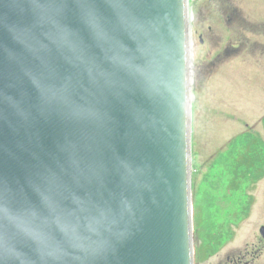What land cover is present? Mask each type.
Returning <instances> with one entry per match:
<instances>
[{
  "label": "water",
  "instance_id": "obj_1",
  "mask_svg": "<svg viewBox=\"0 0 264 264\" xmlns=\"http://www.w3.org/2000/svg\"><path fill=\"white\" fill-rule=\"evenodd\" d=\"M189 0H0V264H194Z\"/></svg>",
  "mask_w": 264,
  "mask_h": 264
},
{
  "label": "rangeland",
  "instance_id": "obj_2",
  "mask_svg": "<svg viewBox=\"0 0 264 264\" xmlns=\"http://www.w3.org/2000/svg\"><path fill=\"white\" fill-rule=\"evenodd\" d=\"M249 2L191 0L190 3L192 196L194 246L198 257L197 239L203 230L211 232L214 225L218 232L245 235L248 225L256 231L264 224V217H260L264 211V173L251 188L254 202L249 221L239 204L244 192L228 191L236 171L235 159L247 150L242 141L249 140L248 152L254 148L258 155L264 152V71L252 67L248 75L249 60L242 46L231 55L224 51L226 47L239 44L238 26L248 24V9L252 10L253 17L261 16ZM201 35L207 41L204 45L200 43ZM225 194L238 195L226 213L224 210L230 204L221 198ZM226 220L230 227L224 226ZM217 263V259L196 260V264Z\"/></svg>",
  "mask_w": 264,
  "mask_h": 264
},
{
  "label": "flooded vegetation",
  "instance_id": "obj_3",
  "mask_svg": "<svg viewBox=\"0 0 264 264\" xmlns=\"http://www.w3.org/2000/svg\"><path fill=\"white\" fill-rule=\"evenodd\" d=\"M249 4L254 5L255 12L258 14L259 10L261 16L253 17L252 10L248 9V24L238 26L240 28L239 44L231 45L224 50L225 54L231 55L233 50L243 47L249 60L248 75L252 67L264 71V0H261V4L259 0H250ZM199 39L201 44L207 43L204 35H201ZM251 188L247 177L246 189L239 203L248 221L252 218L254 202ZM260 217H264V211ZM197 241L199 257L196 254V260L198 262L217 259V264H264V224L256 231L253 230L252 225H248V234L245 235L203 231L199 233Z\"/></svg>",
  "mask_w": 264,
  "mask_h": 264
},
{
  "label": "trees",
  "instance_id": "obj_4",
  "mask_svg": "<svg viewBox=\"0 0 264 264\" xmlns=\"http://www.w3.org/2000/svg\"><path fill=\"white\" fill-rule=\"evenodd\" d=\"M248 158L250 159V160H248ZM248 158H241V157H237L236 159H235V163H236V169H243V168H246V167H248V165H249V167L251 168L252 166H254V161H255V159H254V157H248ZM234 166H235V164H234Z\"/></svg>",
  "mask_w": 264,
  "mask_h": 264
},
{
  "label": "bare ground",
  "instance_id": "obj_5",
  "mask_svg": "<svg viewBox=\"0 0 264 264\" xmlns=\"http://www.w3.org/2000/svg\"><path fill=\"white\" fill-rule=\"evenodd\" d=\"M191 69H193V64H192V66H191ZM191 99H192V97H191Z\"/></svg>",
  "mask_w": 264,
  "mask_h": 264
}]
</instances>
